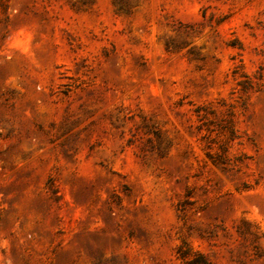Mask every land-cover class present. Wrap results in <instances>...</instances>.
<instances>
[{"label":"rangeland","instance_id":"rangeland-1","mask_svg":"<svg viewBox=\"0 0 264 264\" xmlns=\"http://www.w3.org/2000/svg\"><path fill=\"white\" fill-rule=\"evenodd\" d=\"M183 244L264 264V0H0V264Z\"/></svg>","mask_w":264,"mask_h":264},{"label":"trees","instance_id":"trees-1","mask_svg":"<svg viewBox=\"0 0 264 264\" xmlns=\"http://www.w3.org/2000/svg\"><path fill=\"white\" fill-rule=\"evenodd\" d=\"M223 130H226L230 132V136L228 139H233V131L230 130L228 126H223ZM219 149L221 150V153H217L213 155L209 152L208 158L211 160V162L215 165H221L224 169H228V166L230 165L229 159L225 156L227 150L226 145H220ZM178 256L183 261V264H206V259L204 255L198 252H193L190 248L187 247V245L183 244L180 246L178 250Z\"/></svg>","mask_w":264,"mask_h":264}]
</instances>
